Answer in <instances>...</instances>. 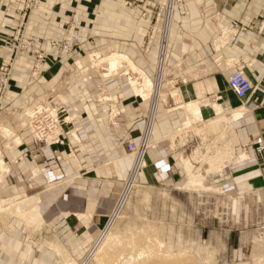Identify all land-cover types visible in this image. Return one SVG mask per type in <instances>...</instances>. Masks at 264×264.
<instances>
[{
	"label": "crops",
	"instance_id": "1",
	"mask_svg": "<svg viewBox=\"0 0 264 264\" xmlns=\"http://www.w3.org/2000/svg\"><path fill=\"white\" fill-rule=\"evenodd\" d=\"M62 1L56 12V2L45 0L28 21L29 36L40 40L38 43L46 53L51 49L48 39L55 36L56 27L65 22L71 8L72 0L69 4ZM229 1L232 2L222 8L209 1L191 2L186 15L175 17L171 24L172 38L161 58L157 47L141 54L144 42L138 41V35L134 38L130 27H136L137 22L134 14L128 12L126 40L121 41V33L114 29L112 36L116 39L112 41H83L65 59L50 57L44 61L34 78L28 77L26 59H19L7 90L5 109L20 111L38 101L62 108L61 117L66 118L62 126L68 133L76 130L75 136L81 142V163H58L61 157L66 159L67 144L76 143L66 136L62 138L63 146L50 149L53 154L44 150L49 160L46 164L35 159L32 166L36 152L30 140L21 134L18 145H23L6 157L9 167L0 174V190L20 191L26 186L23 179L34 174L31 183L33 193L37 194L32 196L40 204L41 220L52 231L58 224V228L74 234L73 227L82 226L78 237L82 250L99 236L121 197L132 165L133 157L126 144L138 143L142 138L152 103L149 97L140 99L124 78L130 67L123 75L84 69L90 55L116 51L121 55L105 58L109 71L120 67L126 57L133 64H142L152 85L159 75L160 96L156 99L149 146L138 165L141 168L145 159L147 166L137 180L146 182L153 178L175 188L194 178L200 180L203 189L228 204L229 217L222 221L228 224L222 229L223 238L228 240L232 233L238 232L240 237L246 233L248 206H254L264 221V168L258 164L253 147L255 137L264 139V0ZM111 4L108 8L107 0H83L78 6L83 27L101 25L102 15L116 16L119 10ZM21 6L22 0H0V34L8 31L7 26L14 22L13 16ZM141 26L149 27L146 23ZM6 52L5 43L0 40V58ZM91 60L98 63L103 58ZM114 63L112 68L110 64ZM238 69L254 85L244 100L238 99L227 84L229 75ZM103 94L124 98L120 105L125 111L117 125V135L108 133L106 110L95 102L96 96ZM237 112L239 117L233 118ZM222 123L228 132L216 137ZM216 146L223 150L221 161L215 156ZM38 165L46 167L41 174ZM1 237L0 264H21L23 253L17 235H9L8 241ZM7 245L11 248H5Z\"/></svg>",
	"mask_w": 264,
	"mask_h": 264
},
{
	"label": "rangeland",
	"instance_id": "2",
	"mask_svg": "<svg viewBox=\"0 0 264 264\" xmlns=\"http://www.w3.org/2000/svg\"><path fill=\"white\" fill-rule=\"evenodd\" d=\"M82 1L72 0L65 22L61 27H56L55 36L48 39L51 48L48 53L38 43L40 40L29 36L27 30L30 16L39 10L45 0H22V6L16 11L17 15L13 16L14 22L7 26L8 31L5 34H0V40H3L7 49L6 54L0 58V174L9 167L6 159L8 154L16 152V148L23 145V143L18 145L20 142L18 137L21 134L30 140L36 152L32 162L30 159L32 166H34L35 159H40L41 165L46 164L49 160L44 150L49 149V153L53 154L50 149L63 146L62 138L66 136L74 138L76 143L67 144L66 159L63 161L61 157L58 163L61 161L81 163L78 157L82 150L81 142L78 136H75L76 130L68 133L62 126L66 120L61 117L62 108L38 101L20 111L11 112L12 109H5L4 101L7 99V90L19 59H26L24 66L28 77L34 78L41 70L44 61L50 57L56 60L65 59L74 53L83 41L96 39L112 41L116 39L112 36L114 29L121 33V41L126 40L128 12L130 15L134 14L133 18L137 22L136 27H130L134 38L138 35V41L144 42L140 49L141 54L143 55L152 47H157L158 56L160 53L161 58L165 52H163L164 47L172 38L171 24L174 23L175 17L186 15L187 6L191 2L205 4L209 1L216 8H222L223 5L232 2L229 0H107L108 8L113 2L116 10H119L118 14L112 17L102 15L104 20L101 25L93 24L92 27H83L78 10ZM55 2L57 12L59 2L63 1L54 0ZM66 3L69 4V0H66ZM97 12L99 13L100 10ZM168 17L169 20H167ZM166 21H168L167 24ZM141 23H146L149 27H142ZM113 54L119 53L115 51L107 55L97 53L90 55V62L88 61L89 64L85 65L84 69L110 75L113 73L123 75L130 67L129 71L132 73H126L124 78L126 77L128 81L134 78L133 81L137 87L129 82L134 93L140 99L148 97L152 99L155 85H152L145 75L142 64H133L122 55L125 59L121 60V66L109 71L105 58ZM97 56L102 57L103 60L94 63L95 59H91ZM30 59L31 63H29ZM126 60L132 65H129ZM110 65L114 67L113 64ZM121 99H124L123 96L120 98L111 97L109 94L96 96L95 102L102 104L106 110L104 115L107 116L109 134H118L117 125L125 111L120 105ZM38 114L47 117L55 116L56 119L40 123L38 125L44 128H37L34 118ZM148 120L149 117L147 124ZM226 128L222 123L216 137L221 136L223 132H228ZM43 129L48 133L45 137H42L40 133ZM215 141L217 142L218 139L216 138ZM222 153L223 150L217 147L215 156L219 161L223 157ZM129 154L134 159V156ZM143 155L139 163L142 162ZM245 157V154L241 156L242 159ZM57 158L59 159L60 156ZM143 163L137 173L136 181L133 177L132 185L130 184L129 189L125 191L131 165L122 187L121 197L106 227L95 239V244V240L91 241L86 250L78 246L82 226L75 225L74 234L66 233L62 228H58V224L52 231V228L41 220L40 204L37 202V197L32 196L37 194L33 193L31 183L34 174L31 178L23 179L26 186L20 191L0 190L2 241H8L9 235H17L23 253L21 264H264V221L254 206L246 208L247 222L244 229L246 233L241 234V237L238 232L232 233L228 240L223 238L222 230L228 226L227 223H222L223 217H229V207L226 201L215 193H209L203 189L200 186V180L196 178L177 188L159 183L153 178L146 182L137 180L138 175L143 173V169L147 166L145 159ZM38 167L39 174L46 168L44 166L41 168L39 165ZM149 177H152L151 174ZM35 211L36 214H34ZM5 248L11 247L7 245ZM18 259L19 256H17Z\"/></svg>",
	"mask_w": 264,
	"mask_h": 264
},
{
	"label": "built area",
	"instance_id": "3",
	"mask_svg": "<svg viewBox=\"0 0 264 264\" xmlns=\"http://www.w3.org/2000/svg\"><path fill=\"white\" fill-rule=\"evenodd\" d=\"M228 87L234 93V95L240 100H244L252 90L251 82L249 78L243 73L242 70H237L228 77ZM54 118L55 116L47 117L38 114L36 118H34L35 121L37 122L35 123L36 127L44 128V127H40V125L38 124L45 123L48 121H55ZM40 133L42 137H45L48 134L47 130L45 129L41 130ZM253 147H254V152L257 156L258 164L264 168V139L261 136L255 137L253 139ZM146 148H147V143L144 141V138H141L138 143L130 142L126 145L127 151L131 153L133 156H136V158L137 157L140 158L143 155Z\"/></svg>",
	"mask_w": 264,
	"mask_h": 264
},
{
	"label": "bare ground",
	"instance_id": "4",
	"mask_svg": "<svg viewBox=\"0 0 264 264\" xmlns=\"http://www.w3.org/2000/svg\"><path fill=\"white\" fill-rule=\"evenodd\" d=\"M167 22L168 21H166V24H167ZM113 65H115V63L113 64ZM134 66V65H133ZM133 66H131V67H133ZM161 68H159V71H161L160 70ZM237 71V70H236ZM235 72V71H234ZM132 72L131 71H129V74H131ZM160 73V72H159ZM244 73V72H243ZM232 74V73H231ZM230 74V75H231ZM245 74V73H244ZM229 75V76H230ZM132 77H134V76H132ZM133 79L134 78H130V82H132V85L134 86V87H137L136 86V84L134 83V81H133ZM250 80V79H249ZM158 82H159V75H158V77H157V80H156V83H155V86H154V92H153V98H152V106H151V111H150V115H149V120H148V124H147V126H146V129H145V132H144V134H143V136H142V138H144V141L147 143V146H148V140H149V135H150V132H151V129H152V122H154L153 121V118H154V115H155V107H156V99H157V97H159L160 96V94H159V86H158ZM251 82V81H250ZM227 84H228V78H227ZM251 85H252V90H253V84H252V82H251ZM251 90V91H252ZM158 94H159V96H158ZM195 108V107H194ZM193 110V109H192ZM198 110V109H197ZM239 117V112H237V113H235L234 115H233V118H238ZM192 120V119H191ZM190 122V121H189ZM188 123V122H187ZM189 124V123H188ZM147 149V148H146ZM142 157V156H141ZM140 157V158H141ZM139 157H137L136 158V156H134V159H133V163H132V167H131V170H130V173H129V177H128V179H127V182H126V187H125V191H127L128 189H129V185L131 184L132 185V178L134 177V175L139 171V159H140ZM2 163V162H1ZM138 167V168H137ZM134 172H136L135 174H134Z\"/></svg>",
	"mask_w": 264,
	"mask_h": 264
}]
</instances>
